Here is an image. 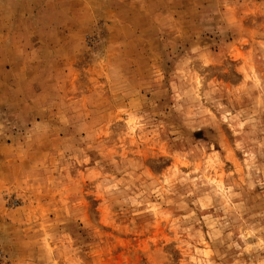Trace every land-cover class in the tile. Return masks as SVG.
Returning <instances> with one entry per match:
<instances>
[{
  "label": "rangeland",
  "instance_id": "1",
  "mask_svg": "<svg viewBox=\"0 0 264 264\" xmlns=\"http://www.w3.org/2000/svg\"><path fill=\"white\" fill-rule=\"evenodd\" d=\"M0 264H264V0H0Z\"/></svg>",
  "mask_w": 264,
  "mask_h": 264
}]
</instances>
